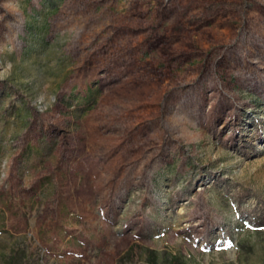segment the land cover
I'll use <instances>...</instances> for the list:
<instances>
[{
  "label": "rangeland",
  "instance_id": "374dc122",
  "mask_svg": "<svg viewBox=\"0 0 264 264\" xmlns=\"http://www.w3.org/2000/svg\"><path fill=\"white\" fill-rule=\"evenodd\" d=\"M0 264H264V0H0Z\"/></svg>",
  "mask_w": 264,
  "mask_h": 264
},
{
  "label": "trees",
  "instance_id": "16d2710c",
  "mask_svg": "<svg viewBox=\"0 0 264 264\" xmlns=\"http://www.w3.org/2000/svg\"><path fill=\"white\" fill-rule=\"evenodd\" d=\"M212 24H215L214 22H212ZM232 33H229V35H231ZM233 59H237V56H236V58L235 57H232ZM236 62H237V60H236Z\"/></svg>",
  "mask_w": 264,
  "mask_h": 264
}]
</instances>
